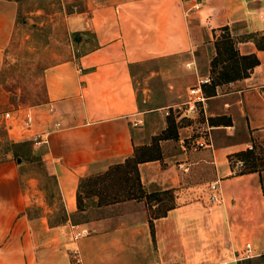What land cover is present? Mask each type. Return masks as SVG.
I'll return each instance as SVG.
<instances>
[{
    "label": "crops",
    "instance_id": "1",
    "mask_svg": "<svg viewBox=\"0 0 264 264\" xmlns=\"http://www.w3.org/2000/svg\"><path fill=\"white\" fill-rule=\"evenodd\" d=\"M19 1L0 0V69ZM64 23L74 45L43 67L42 98L16 103L30 109L34 129L47 131V143H30L44 171L25 172L20 155L0 158V264L264 259V48L253 39L264 31V0H83ZM221 26L239 54L258 61L246 75L211 84L210 65L198 71L195 49ZM177 54L185 75L167 82L172 97L142 106L134 66ZM205 76L203 102L187 108V89ZM14 105L0 83V112ZM133 118L142 122L132 126ZM202 128L211 146L194 147ZM2 129L14 143L29 141ZM151 143L156 153L136 164L139 183L144 194L168 190L169 206L151 214L162 199L148 204L143 195L77 208L80 177ZM239 152L254 165H236Z\"/></svg>",
    "mask_w": 264,
    "mask_h": 264
},
{
    "label": "rangeland",
    "instance_id": "2",
    "mask_svg": "<svg viewBox=\"0 0 264 264\" xmlns=\"http://www.w3.org/2000/svg\"><path fill=\"white\" fill-rule=\"evenodd\" d=\"M81 8H83V0L19 1L15 28L3 50V59L5 61L3 86L7 88L12 102L32 103L42 98L43 83L41 74L43 67L66 57L70 46L74 45V40L66 32L65 14L76 12ZM224 33V29L216 28L212 33V37L207 40L208 42H203L202 45L195 49L196 64L199 72H206L208 63L210 65L211 61H215L212 74L213 77H217L219 72L222 71L221 66L228 62H222L221 60L226 57L227 53L223 52L222 55L214 54L215 40L221 39ZM182 59L183 55H167L148 59L134 66L133 82L139 97L144 99L142 106L158 104L172 97V91L168 90L170 86H168L167 82L173 77L178 81L180 76L183 77L185 75V73H181V65H179ZM152 143L148 147L140 145L136 153L143 156L154 155L156 149ZM31 148L30 143L23 145L12 144L0 124V158L5 156L14 158L15 153L19 152V161H23L22 169L25 172L34 169L42 173L44 171L43 166ZM253 165H248L244 161V167ZM124 169L127 171L128 179L120 180L112 187V189L119 188V192H125V189L135 187L133 169H129L127 166H124ZM47 181L50 183L49 179ZM99 186L105 192L111 189L110 186L104 187L102 182ZM88 187L85 183L82 184L81 195L85 196ZM158 197L162 200L153 208L149 207L151 214L161 212L171 203V197L166 193L150 197L144 196V199L150 204L151 200H159ZM250 264H264V259L258 262H251Z\"/></svg>",
    "mask_w": 264,
    "mask_h": 264
},
{
    "label": "trees",
    "instance_id": "3",
    "mask_svg": "<svg viewBox=\"0 0 264 264\" xmlns=\"http://www.w3.org/2000/svg\"><path fill=\"white\" fill-rule=\"evenodd\" d=\"M220 28L225 30V33L221 36V39H216L214 43V54L216 55H222L223 52L227 53L226 57H224L222 62H226L224 65L221 66L222 71L219 72V76L213 77L214 67H215V61L210 62V83L214 84L219 81L239 77L246 75L248 73V70L257 63L258 59L253 53H247V54H239L236 49L234 48L232 37L229 34L228 28L226 26H221ZM254 42L258 48H264V31L261 35H256L253 37ZM221 41V43H220ZM221 47V49H220ZM5 69V61L3 59V64L0 69L1 74V84H3V73ZM6 88V87H5ZM7 89V88H6ZM16 104V103H14ZM12 144H27L28 142H22V143H14L11 141ZM30 143V142H29ZM139 147H134L133 153L127 157H125L122 161H118L115 163L110 164L107 169H105L102 172L90 174L87 176L80 177L77 184V193H76V203L77 208H82L87 205L91 204H105L110 202H115L121 199L126 198H137L141 196H154L160 193H166L169 194V191L165 190L159 193H147L144 194L143 190L140 186L137 170H136V164L137 162L141 161L143 159V155H139L137 152V149ZM15 155H20L19 152H16ZM238 159H242L244 161L245 156L244 153L239 152L236 156ZM124 166H127L129 169H133L134 171V185L135 187H130V189H125V192H119V188L112 189V187L117 184L120 180H127V171L124 169ZM104 184V187H109L110 190H107V192L103 191V188H100V183ZM85 183L86 186H89L86 190V194L81 195L82 190L81 186ZM103 187V186H102ZM93 196L96 197V200H92ZM170 196V194H169ZM82 197H86V200L83 202ZM158 199H161L158 197ZM169 206V204L167 205ZM166 206V207H167Z\"/></svg>",
    "mask_w": 264,
    "mask_h": 264
},
{
    "label": "built area",
    "instance_id": "4",
    "mask_svg": "<svg viewBox=\"0 0 264 264\" xmlns=\"http://www.w3.org/2000/svg\"><path fill=\"white\" fill-rule=\"evenodd\" d=\"M197 8L195 4L193 6ZM187 65L189 62L186 63ZM209 77L205 76L201 79H198L196 84L190 86L186 91V99L185 104L187 108L194 109L196 107V103H202L205 96L201 89L200 84L202 82L208 81ZM49 110H52V106H49ZM165 114L168 113L167 109L163 111ZM142 122L141 118H133L130 120V124L132 126L138 125ZM0 124L4 128V130L10 134L11 136H16L17 138H24L30 141L33 146H40L47 143V131L38 130L33 128L32 122V114L28 107H22L20 104H15L9 109L0 112ZM59 124L58 121L54 122V125L57 126ZM12 129H16L17 133L14 134ZM194 147H207L211 146V138L208 131V128H202L199 130L198 137L193 141L192 144ZM246 150L252 149L250 144L246 145ZM235 164L242 167L244 166V161L242 159L235 158ZM215 183H211L210 187H214ZM210 199H214V195L211 194L209 196ZM245 249L248 252L249 243H245ZM72 264H77V258H72Z\"/></svg>",
    "mask_w": 264,
    "mask_h": 264
}]
</instances>
